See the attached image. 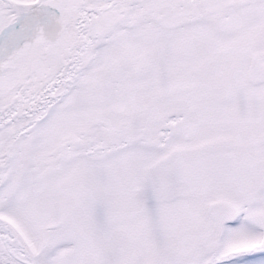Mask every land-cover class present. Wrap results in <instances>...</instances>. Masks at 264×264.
Listing matches in <instances>:
<instances>
[{
    "label": "snow or ice",
    "instance_id": "snow-or-ice-1",
    "mask_svg": "<svg viewBox=\"0 0 264 264\" xmlns=\"http://www.w3.org/2000/svg\"><path fill=\"white\" fill-rule=\"evenodd\" d=\"M0 264H264V0H0Z\"/></svg>",
    "mask_w": 264,
    "mask_h": 264
}]
</instances>
